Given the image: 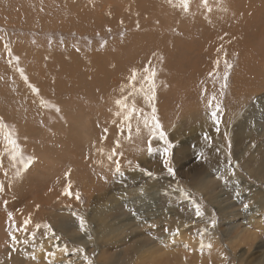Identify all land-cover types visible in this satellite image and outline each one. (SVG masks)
Here are the masks:
<instances>
[{
  "label": "rangeland",
  "instance_id": "rangeland-1",
  "mask_svg": "<svg viewBox=\"0 0 264 264\" xmlns=\"http://www.w3.org/2000/svg\"><path fill=\"white\" fill-rule=\"evenodd\" d=\"M262 191L264 0H0V264H264Z\"/></svg>",
  "mask_w": 264,
  "mask_h": 264
},
{
  "label": "bare ground",
  "instance_id": "bare-ground-1",
  "mask_svg": "<svg viewBox=\"0 0 264 264\" xmlns=\"http://www.w3.org/2000/svg\"><path fill=\"white\" fill-rule=\"evenodd\" d=\"M231 169V168H230ZM226 174V173H225ZM237 175V174H236ZM233 179L232 180H237L238 181V183H240V182H243V180L241 179V176H235L234 174H233V172H232V176H231ZM245 182V181H244ZM241 188H247V185H242V187ZM244 190V189H243ZM259 191V190H258ZM238 192V194L237 195H239V194H241V191H237ZM249 193V192H248ZM249 196H250V193H249ZM251 198L254 200V209L251 211V212H256V211H258V212H260V217H262L263 219H264V192L262 191L261 193H259V192H257V195H253V196H250V200H251ZM154 204V203H153ZM251 204V203H250ZM146 205V204H145ZM153 207V206H152ZM155 207V206H154ZM157 207V206H156ZM162 210V209H161ZM152 211H154L153 210V208H152ZM250 211V210H249ZM139 212V211H138ZM98 213V212H97ZM251 214V213H250ZM94 216H96V215H94ZM252 216V215H251ZM149 217V216H148ZM153 216H151V218H152ZM256 217H257V215H255V216H252L250 219H251V221L252 220H255L256 219ZM94 218V217H93ZM101 216H100V214H99V216H97V220H101ZM92 219V218H91ZM93 220H95V219H93ZM95 222V221H94ZM100 222V221H99ZM105 222V221H104ZM167 225H169V224H167ZM103 226V225H102ZM184 225L182 224V227H181V229H184ZM187 227V226H186ZM105 230V229H104ZM249 230H251V229H240V230H237L236 231V238L237 239H239L241 242H242V240H243V238H244V235H246V236H248L249 235ZM94 231V230H93ZM94 232H96V231H94ZM100 232H102V233H100ZM88 232L86 231V232H84V234H87ZM98 233L99 234H103L104 232L102 231V230H99L98 231ZM206 233H207V231H206ZM50 234V233H49ZM52 234V233H51ZM244 234V235H243ZM54 236V235H53ZM89 236V235H88ZM176 236H178L179 238L182 236V233H181V235H180V233L179 232H175V231H173L172 232V230H170V231H168L167 232V235H165V236H163L164 237V242H165V244L162 246V248H160L159 250H151V252H148L147 253V251H149L147 248H139V249H137L136 250V254L138 255V256H147V257H150V259H151V261L153 262V261H157L159 258H161V256L163 255V254H166V253H168V252H172V248L173 247H176V243L174 242V237H176ZM83 237V236H82ZM188 237V236H187ZM189 238V237H188ZM191 238V237H190ZM189 238V239H190ZM202 238V237H201ZM75 239V238H74ZM182 239H185L184 238V236L182 237ZM49 240V239H48ZM47 240V241H48ZM91 240V239H90ZM191 240V239H190ZM204 240V239H203ZM217 240V239H216ZM246 240V239H245ZM46 241V240H45ZM44 241V242H45ZM56 241V240H55ZM60 241H62V240H60ZM60 241H57V242H55V244H53V247L54 248H57L58 246H59V244H60ZM78 241V240H77ZM88 241V240H87ZM117 241V240H116ZM41 242V241H40ZM83 242V241H82ZM86 242V241H85ZM84 242V243H85ZM89 242V241H88ZM163 242V243H164ZM201 242V241H200ZM205 242V244H204V247H208V248H205V250H207V249H209L213 244L212 243H209V242H207V241H204ZM207 242V243H206ZM52 243H53V241H52ZM96 243V242H95ZM192 243V242H191ZM52 247V248H53ZM59 248V247H58ZM84 250V251H83ZM61 251V250H60ZM79 256L75 259V260H73V261H76L77 260V262H75L74 264H90V263H88L90 260H89V258H88V255H89V253L85 250V248H80V250H79Z\"/></svg>",
  "mask_w": 264,
  "mask_h": 264
},
{
  "label": "snow or ice",
  "instance_id": "snow-or-ice-1",
  "mask_svg": "<svg viewBox=\"0 0 264 264\" xmlns=\"http://www.w3.org/2000/svg\"><path fill=\"white\" fill-rule=\"evenodd\" d=\"M202 2L206 4L207 0H202ZM182 3H183V5H184V7H185V10H187L188 0H182ZM227 68H231V65L226 63V69H227ZM153 75H154V73H153ZM227 76H228V73H227V71H225V73H224L225 81L227 80ZM134 78H135V73H133V79H134ZM222 87H226V83H225L224 85H222ZM34 90H35V89H34ZM152 98H154V96H153V97H148V99H152ZM117 104H120V101H117ZM209 104H210V106H211V101L209 102ZM217 111H219V107H218V106H217ZM217 111H213V112L210 114V115L212 116V118H213L214 121H215L216 118H217ZM153 119H155V117H153ZM154 127L158 129V128L160 127V125L157 123V124H155ZM159 135H160V138H161V139L164 138V133H163V132H160ZM205 138L207 139V137H205ZM13 143H14V142H13ZM148 151H149V152L152 151L151 146H149ZM110 158H111V157H110ZM28 163H31V158H29ZM165 166L167 167V161H165ZM168 171H169V173H171V172H172V169L169 167V168H168ZM115 173L118 174V175H120V176H123V172H122L121 169H120L119 163H117V166H116V169H115ZM147 174H148V175H151V173H147ZM66 175H67V174H66ZM65 193L68 194V195H71V193L68 191V189H65ZM76 198L79 199V193L76 194ZM245 207H247V205H245ZM196 215H197V216L202 215V213H201L199 207H197V209H196ZM78 219H79V223H80L81 230L83 231V230H84V225H85V220H84L83 217H78ZM212 223H213V225H214V224H215V221L213 220ZM48 227H49L48 225H45V228H48ZM13 239H15V237H13Z\"/></svg>",
  "mask_w": 264,
  "mask_h": 264
}]
</instances>
